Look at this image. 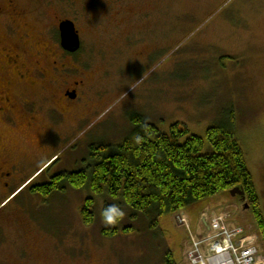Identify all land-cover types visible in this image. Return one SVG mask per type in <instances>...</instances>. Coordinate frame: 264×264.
Instances as JSON below:
<instances>
[{
  "label": "rangeland",
  "instance_id": "1",
  "mask_svg": "<svg viewBox=\"0 0 264 264\" xmlns=\"http://www.w3.org/2000/svg\"><path fill=\"white\" fill-rule=\"evenodd\" d=\"M39 1L48 0H22L20 5L34 10ZM72 1L77 10L83 7L81 0ZM91 4L92 20L81 24L85 35L80 64L90 77L86 99L76 104L79 116L66 118L64 137L55 142L39 174L49 167L81 170L91 148L114 149L128 139L136 130L135 118L166 134L183 124L190 135L204 139L210 128L233 123L264 213V0H125L119 4L132 9V15L115 21L105 13L108 22L103 25L98 19L101 8L95 0ZM58 11L68 17L71 3L64 1ZM135 14L144 16L139 27L146 39L160 43L156 53L141 61L136 52L122 53L121 39L128 30L112 35L109 27L123 19L128 26ZM80 118L85 119L71 130ZM26 187L13 196L21 194L12 208L32 194ZM54 197L45 202L47 196L38 195L35 208L43 220L41 231L45 225L61 230L59 247L51 237L42 248L35 247L55 259L53 264H165L169 254L174 264H187L190 235L179 213L162 218L158 230L142 219L132 223L125 213L119 234L107 237L105 230L113 227L102 222L101 213L109 198H99L88 188ZM88 199L95 200V221L89 227L81 216ZM246 205L227 192L180 213L187 216L192 235H205L212 213L225 210L236 223L261 234ZM130 226L133 233L122 232Z\"/></svg>",
  "mask_w": 264,
  "mask_h": 264
},
{
  "label": "flooded vegetation",
  "instance_id": "2",
  "mask_svg": "<svg viewBox=\"0 0 264 264\" xmlns=\"http://www.w3.org/2000/svg\"><path fill=\"white\" fill-rule=\"evenodd\" d=\"M21 1L0 0V264H53L55 259L44 257L36 248H42L50 237L58 240V246L61 230L59 225V230H48L47 225L40 230L43 220L35 208L41 194L33 191L49 186L62 189L59 177L81 171L77 166L55 171L49 167L39 174L55 142L64 137L66 118L79 116L76 104L86 99L90 77L80 64L85 35L81 24L92 20V4L91 0H81L84 8L77 10L72 0H48V5L39 1L33 10L22 7ZM64 1L71 3L68 17L58 11ZM124 1L99 4L95 0V7L101 8L99 24L108 22L105 13L115 21L132 15V9L119 4ZM143 17L135 14L128 26L127 19L109 26L112 35L128 30L121 39L122 53L136 52L139 61L160 49L159 41L147 40L139 27ZM65 22L74 25L80 38V49L73 53L62 44L60 28ZM84 119H78L71 130ZM24 186L32 194L12 208L21 194L13 196ZM55 194L47 196L45 202Z\"/></svg>",
  "mask_w": 264,
  "mask_h": 264
},
{
  "label": "trees",
  "instance_id": "3",
  "mask_svg": "<svg viewBox=\"0 0 264 264\" xmlns=\"http://www.w3.org/2000/svg\"><path fill=\"white\" fill-rule=\"evenodd\" d=\"M133 122L136 130L122 144L91 148L80 173L59 177L64 188L49 186L33 193L50 196L88 188L99 198H109L104 209L116 205L124 215L129 213L132 223L142 219L158 230L162 218L240 189L264 238L261 199L233 123L210 128L204 139L190 135L183 124L173 125L166 134L141 118ZM94 206L95 200L88 199L81 210L85 226L95 221ZM124 215L105 230L107 237L119 234ZM134 231L131 226L122 230ZM165 264H174L170 254Z\"/></svg>",
  "mask_w": 264,
  "mask_h": 264
},
{
  "label": "built area",
  "instance_id": "4",
  "mask_svg": "<svg viewBox=\"0 0 264 264\" xmlns=\"http://www.w3.org/2000/svg\"><path fill=\"white\" fill-rule=\"evenodd\" d=\"M212 214L209 231L192 238L187 264H264V245L257 235L234 224L227 212Z\"/></svg>",
  "mask_w": 264,
  "mask_h": 264
},
{
  "label": "water",
  "instance_id": "5",
  "mask_svg": "<svg viewBox=\"0 0 264 264\" xmlns=\"http://www.w3.org/2000/svg\"><path fill=\"white\" fill-rule=\"evenodd\" d=\"M62 33V44L66 50L76 52L80 49L81 43L80 38L75 30L74 25L71 22H65L61 25ZM232 197H241L242 201H246V197L243 191L240 189H235L231 191ZM245 209H249V205L245 206Z\"/></svg>",
  "mask_w": 264,
  "mask_h": 264
},
{
  "label": "clouds",
  "instance_id": "6",
  "mask_svg": "<svg viewBox=\"0 0 264 264\" xmlns=\"http://www.w3.org/2000/svg\"><path fill=\"white\" fill-rule=\"evenodd\" d=\"M102 222L105 224H113L124 215L123 211L116 205L105 208L102 213Z\"/></svg>",
  "mask_w": 264,
  "mask_h": 264
}]
</instances>
